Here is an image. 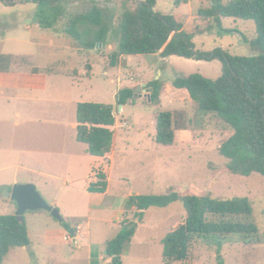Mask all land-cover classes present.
<instances>
[{
    "label": "rangeland",
    "instance_id": "rangeland-1",
    "mask_svg": "<svg viewBox=\"0 0 264 264\" xmlns=\"http://www.w3.org/2000/svg\"><path fill=\"white\" fill-rule=\"evenodd\" d=\"M230 1L221 0L223 5ZM193 5L196 8L195 1ZM95 6L104 11L107 20L111 19L107 39L112 50L101 53L106 46L102 49L97 44L94 49L80 46L82 51L79 53L70 54L68 50L62 52V45H79L66 32L70 17L87 13ZM126 8L133 9L135 4L129 0H76L69 5L62 3L63 16L54 29H43L35 17V6L25 4L22 0L11 8L0 4V55L21 56H11L9 64L0 70V216L15 215L17 212L16 203L6 197L15 185H23L14 184L15 170L12 166L19 157L16 152L26 146L32 152L51 150L53 156H58L54 151H62V147H65L62 138L70 141V131L62 135L61 126L51 125L62 123V72L87 71L95 93L82 97V104L93 102L97 105L91 101L97 95L112 109L115 121V128L108 126L113 133L114 149L113 160L107 161L111 165L112 177L110 192L104 203L100 206L90 205L87 194L91 187H97L98 181L90 180L86 170L76 172V177L68 178L69 175H66L68 187L64 188L62 179L53 188L49 179L32 177L30 180L42 186L38 192L45 201L60 211L64 224L47 212H27L24 222L30 246L10 250L4 264H111L106 255L107 243L117 237L124 222L134 220V211L126 208L129 198L135 195H165L172 189L210 194L220 199L248 197L253 204L255 222L260 233L264 234V177L260 174H223L217 170L228 163L219 148L232 135V130L216 115L204 114L196 103L191 105L186 102V97L178 94L172 84L170 88L175 91H167L156 103H151L146 96L130 100L120 108L118 95L123 88H136L142 86L138 83L144 86L149 81L157 80L173 82L181 78L184 72L191 74L194 69L201 70L208 76L205 78L213 80V72L219 71L221 65L216 61L205 67L186 66L183 70L174 67L166 72L160 58L137 55L126 57L124 64L128 69H124V73L119 76V61L116 66H111V57L119 48L121 19ZM188 10L187 7L181 8L182 15L188 14ZM222 27L243 33L249 41L256 39L253 21L224 19ZM80 30L84 34L82 42L86 43L95 38L99 28L90 25ZM237 33L227 34L222 40L233 44ZM203 50L211 52L213 48L205 46ZM29 61L38 68H52L48 71L49 88L39 101L37 95L36 100L23 98L17 86L19 83L9 75L25 72L26 69L31 72L28 68L30 65L24 67L23 64ZM216 63L219 65L215 66ZM78 112L79 106L77 121ZM164 112L173 114L176 131V141L168 147L156 142L157 117ZM16 113H21L22 118H16ZM25 117L36 121L29 126L23 123ZM116 119H119L117 123ZM71 120L64 122L70 125ZM182 130H189L191 137L181 138ZM79 131L76 139L81 143ZM25 179L19 176L20 182ZM45 181H48V186L43 188ZM83 189H86L85 192ZM186 216L179 202L164 209H149L122 255L123 264H164L162 242L185 221ZM68 227H71L70 230ZM71 232L79 234V237H74ZM66 237L68 239L65 240ZM188 264H264V244H228L221 249L220 254L216 247L200 244L193 250Z\"/></svg>",
    "mask_w": 264,
    "mask_h": 264
},
{
    "label": "trees",
    "instance_id": "trees-1",
    "mask_svg": "<svg viewBox=\"0 0 264 264\" xmlns=\"http://www.w3.org/2000/svg\"><path fill=\"white\" fill-rule=\"evenodd\" d=\"M18 1L21 0H0V4L11 8ZM22 1L35 6V17L41 28L54 29L63 16L62 3L69 5L76 0ZM129 1L135 4V8H126L122 15L119 48L111 57V66H116L123 56L158 53L162 58L177 56L220 62L221 75L217 80L192 74L176 78L172 85L176 89L187 90L202 113L216 115L232 130V135L219 148L228 163L217 170L223 174H260L264 177V0H231L225 5L221 0H212V8L199 11L201 17L213 18L221 33L225 34L237 31L224 30L222 18L253 21L256 39L249 41L245 36L243 39L258 53L256 56L233 55L222 48L211 52L200 51L193 41L195 35L184 32L172 15L155 11L156 0H145L142 4ZM187 1L174 0V4L178 7ZM106 17L104 11L95 6L87 13L71 16L66 32L80 46L94 49L97 44L105 45L111 28V19ZM90 25L99 28V31L91 42L84 43L80 28ZM11 58L0 55V70L9 64ZM163 86L160 80L149 83L148 87L153 89L151 103L160 101ZM134 99L133 89H123L118 95L120 106ZM78 122L81 124L78 139L88 145L91 155L104 157L110 152L113 133L106 127L115 124L112 109L98 104H81ZM156 131L158 144L167 147L174 144L176 131L171 112L157 117ZM98 178L97 187H91L90 192L104 193L105 176L100 173ZM178 202L183 205L187 216L162 242L164 264H188L193 250L200 244L216 247L219 254L228 244H264V234L260 233L255 222L253 204L248 197L220 199L210 194L172 189L165 195H135L129 198L126 208L134 211V220L124 222L117 237L107 243L106 255L111 264H123L122 255L149 209H164ZM28 246L30 240L26 223L20 222L15 215L0 216V264H4L10 250Z\"/></svg>",
    "mask_w": 264,
    "mask_h": 264
},
{
    "label": "crops",
    "instance_id": "crops-1",
    "mask_svg": "<svg viewBox=\"0 0 264 264\" xmlns=\"http://www.w3.org/2000/svg\"><path fill=\"white\" fill-rule=\"evenodd\" d=\"M141 1L144 2L145 0H141ZM194 1L197 4L196 8L193 5ZM194 1L188 0L187 3H182L180 6L176 7L174 4V0H156L155 11L164 15H172L176 19V21L182 25L184 32L195 35L193 41L198 50L201 49V51H204L203 50L204 47L207 46L213 48V50L215 48H222L226 51H229L233 55H239L236 54L237 53L236 51H239L241 53L239 56L258 55V53L251 48L250 44L244 41L243 33L236 34V36L234 37L233 44L227 43L226 41L222 40V38H225L227 34L221 33L220 29L215 24V20L213 18H203L200 16L199 14L200 10L202 9L208 10L213 7L212 0H194ZM183 7L189 8L188 14L182 15L181 8ZM225 19H229V18H225ZM223 20L224 18H222V21ZM223 29L226 30L225 28ZM108 42L109 41L106 38L105 45L99 46V48L102 49L106 46V48H104V51L101 53L106 54L109 50H112L111 49L112 47L111 45H109ZM79 47L80 45H72V43L69 46L68 44L66 46L62 45V52L68 50L70 54H74L76 52L79 53L80 51H82ZM251 50H253L254 52H252ZM6 56H12L14 58L21 57L15 55H6ZM147 56L160 58L164 63L166 72H170V69L174 67H178V69L183 70V68L186 66L205 67L209 64H213L216 62V61L214 62L197 61L194 59H185L177 56L162 58L160 53L147 55ZM24 57H29V56H24ZM126 57H130V56H123L119 59V63H118L119 76H121L124 73L123 72L124 69H128L124 64V60L126 59ZM23 64L24 67L29 64L30 67L28 68L31 69L32 71L29 72L27 69L25 70L22 68L23 70H25V72H19L18 74H14V75L9 74V75H12L11 77H13L19 83L17 84V86L20 88V91L23 94L22 95L23 98L26 97V99L36 100L35 95H37L39 101L41 100L42 96L46 94L49 88L48 71L52 70V68H38L34 66L33 62L31 61H29V63H23ZM23 64L21 66H23ZM216 64L217 65L215 66L219 65V63ZM219 68H220L219 71H215V72L210 71L213 72V75H215V78L213 80H217L220 77L221 65ZM192 71L193 72H190L191 74H186V72H184V74H182L183 75L182 77H188L192 74H200V73H202L204 77H208L204 72H201V70L194 69ZM87 83L88 85H86ZM149 83L151 82L149 81L148 84ZM172 83L173 82L163 81L164 86L162 88L160 99L165 95L167 91L170 90L175 91L174 89L170 88V85ZM148 84L144 85L143 88L144 90L149 88ZM138 85L143 86V84L140 83H138ZM61 88L62 89L60 90H62V123L59 122L53 124L51 123V125L55 127L61 126L62 135H64L65 132H67V130L70 131V135H71L70 136L71 138H69L70 141H66L68 140V138L65 139L62 138V143L64 144L65 147H62V151L59 152L54 151L55 154L58 156H53L54 153L51 150H40V153H36V152H32L30 148H26V146L21 148L19 152H16V154L19 156L17 162L14 164V166H12V168L15 170L14 184H23V185L35 184V181L34 180L32 181L30 179L34 176H39L41 178L49 179L51 181L53 188H54V184L62 179V188H64V187H68V182L66 180L67 178H65L66 175H69L68 178L76 177V172H78L79 170H86L87 177H90L89 178L90 180L97 179V181H99L98 174L101 173L106 177L105 180L107 182V186L105 192L104 193L90 192L89 194H87L90 198L91 206H96V205L100 206L104 203V199L108 196L110 192L109 182L112 177L111 176L112 170H111V165L107 163V161L110 162L113 160L114 142H112V148L109 153H107L104 157H98L91 155L88 152V145L86 143L85 144H83V142L80 143L76 139L78 128L80 126L77 121V108L79 105L84 103L82 102L84 101L82 100V97H85V95H88V93H95L94 86L92 85V81L88 78L87 71L69 70L67 72L66 71L62 72ZM126 88L134 89L133 86ZM176 92H178V94L184 95V97H186V102H189L191 105L195 104V102L191 99L187 90L176 89ZM145 93L146 92H143V97L135 96V98L138 99L147 98ZM91 101H95L94 103H98V105L101 104L107 106L106 104H104L105 100L103 101L100 100L97 95L94 96ZM92 103L89 102L88 104H92ZM15 115L16 118H22L21 113H16ZM30 117H33V115H31ZM67 119H72L70 125L64 122V120L66 121ZM35 121L36 120L33 118L25 117L23 123L31 126ZM117 121H119V119H116V123ZM17 126H20V123H17ZM106 128L109 129V127ZM112 128H115V124ZM180 133L182 135L181 138L190 136L189 130H182L180 131ZM114 141H115V133H114ZM175 141H176V134H175ZM19 176L26 177V179L23 180V182H20L21 180H19ZM37 181L42 182L41 180H37ZM43 183H45L43 188L48 186V181H45ZM41 187L42 186L40 187L37 186L38 191L39 189H41ZM49 189L50 186L47 188V191ZM75 189L77 190V188ZM83 190L82 191L85 192L86 189ZM42 212H46V211H42ZM75 237L78 238L79 234H76Z\"/></svg>",
    "mask_w": 264,
    "mask_h": 264
},
{
    "label": "water",
    "instance_id": "water-1",
    "mask_svg": "<svg viewBox=\"0 0 264 264\" xmlns=\"http://www.w3.org/2000/svg\"><path fill=\"white\" fill-rule=\"evenodd\" d=\"M138 4H142L143 1L135 0ZM101 46L98 44V47ZM144 86H138L133 89L135 96L143 97V92H146V96L151 98L153 93L152 88L146 90L143 89ZM122 108V106H120ZM11 201L15 202L17 205V212L15 216L20 222H24V215L27 212H39L46 211L58 222L63 223L64 219L60 214V211L52 206H50L45 199L38 192L37 187L33 184L25 185H15L10 193L6 195ZM74 236L75 233L71 232Z\"/></svg>",
    "mask_w": 264,
    "mask_h": 264
},
{
    "label": "built area",
    "instance_id": "built-area-1",
    "mask_svg": "<svg viewBox=\"0 0 264 264\" xmlns=\"http://www.w3.org/2000/svg\"><path fill=\"white\" fill-rule=\"evenodd\" d=\"M78 230H81V229H80V228H78ZM79 232H80V231H79ZM76 234H77V233H75V236H76ZM75 236H74V237H75ZM65 239H68V238L66 237Z\"/></svg>",
    "mask_w": 264,
    "mask_h": 264
},
{
    "label": "bare ground",
    "instance_id": "bare-ground-1",
    "mask_svg": "<svg viewBox=\"0 0 264 264\" xmlns=\"http://www.w3.org/2000/svg\"><path fill=\"white\" fill-rule=\"evenodd\" d=\"M121 122H123V121H121ZM258 224V223H257Z\"/></svg>",
    "mask_w": 264,
    "mask_h": 264
}]
</instances>
